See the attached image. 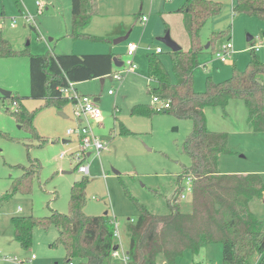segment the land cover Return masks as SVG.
I'll list each match as a JSON object with an SVG mask.
<instances>
[{
  "label": "rangeland",
  "instance_id": "374dc122",
  "mask_svg": "<svg viewBox=\"0 0 264 264\" xmlns=\"http://www.w3.org/2000/svg\"><path fill=\"white\" fill-rule=\"evenodd\" d=\"M36 2L42 3L41 12H38ZM220 3L221 12L207 20L201 29V39L205 44L211 32L223 33L213 48H204L197 56L198 64L193 70L196 92L205 90L208 78L217 83L229 78L233 67L244 69L251 57L252 47L258 41L263 44L255 53L264 62V21L246 13H235L229 4ZM130 17L136 21L134 14ZM69 29L70 0H0V30L14 49L27 46L31 54H44L48 50L67 51V43L84 44L66 36ZM128 31L124 41L113 43L117 37H106L94 45L106 51L113 49L117 58L125 60L126 44L129 41L137 44L138 50L133 56L136 68L123 74L120 81L106 76L103 82L97 78L74 85L78 93L98 98L96 104L102 115L93 133L106 147L99 155L91 149V154L83 161L88 166L87 174L78 172V165L72 159L78 149V139L73 133L66 134L67 129L77 127L72 102L67 101L59 108L53 104L45 105L42 99L26 98L23 101L29 110L37 109L33 125L46 140L38 146L39 141L20 128L14 117L4 109L12 111L15 108L9 97L1 96V90L22 96L29 94L28 56L0 57V264H66L63 248L50 246L58 234L54 226L45 230L34 227L31 246L23 249L13 237L11 217L45 216L51 209L66 213L70 186L82 175L88 177L84 213L100 215L107 211L108 217L116 220L124 248L128 245L126 226L130 218L136 219L138 205L157 215L168 213L167 199L177 188V175L190 163L189 157L181 150V144L190 131L191 123L164 112L131 113L135 105H151L152 96L146 88L148 82L152 85L155 82L146 76L147 54L151 52L146 50L148 45L150 49L157 46L165 48L159 57L171 81L175 82V76L167 46L157 37H151L146 30L142 32L139 22L132 21L121 36ZM248 36L252 39L248 40ZM227 40L232 43L231 60L223 63L217 59L215 52ZM108 90H113V93L108 94ZM204 113L208 129L227 135L229 153L220 156L219 170L230 174L258 173L264 182V132L253 131L246 122L243 101L231 99L224 109L207 106ZM122 127L130 132H122ZM26 146H29L30 156L41 163L39 176L33 179L29 194L8 195L11 180L22 172L15 166L28 164ZM61 153L62 157L59 156ZM190 186L188 178L182 180L180 192L186 196L185 199L180 198L183 206L189 204L187 188ZM263 197H241V200L249 212L262 221L264 228ZM32 254L35 259L28 261ZM71 262L78 264L80 260L73 259ZM112 262L120 264L118 258H113ZM176 262L222 264V246L219 243L205 245L196 255L185 250Z\"/></svg>",
  "mask_w": 264,
  "mask_h": 264
},
{
  "label": "trees",
  "instance_id": "16d2710c",
  "mask_svg": "<svg viewBox=\"0 0 264 264\" xmlns=\"http://www.w3.org/2000/svg\"><path fill=\"white\" fill-rule=\"evenodd\" d=\"M222 4L212 0H185L179 11L184 15V26L189 39L186 50L169 51L172 73L171 81L158 53L147 54V77L156 84L148 87V94L168 101L169 106L156 111L151 105L138 104L131 113L151 114L164 112L191 123L190 131L181 144V150L190 159L188 166L177 175V188L167 199L168 213L157 215L138 205V215L127 224L128 264H177L176 260L185 250L196 255L208 244L222 246V264H264V228L262 221L249 212L241 197L261 199L264 182L258 173H222L218 168L219 157L229 153L227 135L208 129L204 109L207 106L225 108L231 99L242 100L247 122L255 132H264V62L252 49L251 57L244 69L233 67L229 78L214 83L206 81L205 90L193 88V70L197 56L205 43L201 29L207 20L217 16ZM235 13H246L264 21V0H234ZM95 12V0H70V31L72 39L87 38L81 33ZM168 29H166V32ZM223 32H211L207 38L208 48H213ZM26 54L29 60V94H11L9 99L15 106L8 111L28 132L31 138L46 142L33 125L37 109L29 110L23 104L26 98L42 99L45 105L59 108L69 101L58 91L67 80L79 82L104 77L115 73L113 53L31 54L27 46L14 49L11 42L0 31V57ZM122 132L130 131L122 127ZM27 148L28 164H17L21 174L11 180L8 195L29 194L31 184L39 176L41 163L32 158ZM188 178L191 183L189 204L180 203L181 182ZM88 177L82 175L72 182L68 197V210L61 213L51 209L45 216L18 215L11 217L12 234L23 249L32 244L34 227L58 230L50 246H61L65 263L73 259L78 264H112L111 250L115 247L114 224L107 215H87L85 188Z\"/></svg>",
  "mask_w": 264,
  "mask_h": 264
},
{
  "label": "crops",
  "instance_id": "0c3cea01",
  "mask_svg": "<svg viewBox=\"0 0 264 264\" xmlns=\"http://www.w3.org/2000/svg\"><path fill=\"white\" fill-rule=\"evenodd\" d=\"M184 1L185 0H95V12H94L93 16L91 17V19L87 23V25H85L83 28L80 29V32L87 35L88 37L76 39V40H78L76 42L81 41V42H84V44L77 45V43L73 42V43H69L70 45H68V43H67V47H68L67 51H64V50H59L58 52L52 51V50L51 51L57 55L71 53V54H75L78 56H82L85 54H99V53H110V52L114 54L113 49H110V50L108 49L106 51L103 48L97 47L94 44L99 42V39H105L106 37H119V36H121L122 34H124L126 29H128V27L131 25L132 21H134V23L139 22L142 26V32H144L146 30L149 33V35H151V37H157V39L159 37L163 36L164 33H166V29H168L169 33L171 34V38L179 46H181L182 50L183 49L186 50L189 47V39H187L188 35H187L186 29L184 26V22H183V19H184L183 12L179 11V8L182 6ZM212 1H218V2L222 1V3H224L225 5L229 4L230 7L233 9V3H234L233 1L234 0H226V1H224V0H212ZM130 14H134L136 16V21L133 19V17H130ZM141 16H146V20L144 22L141 21ZM70 27H71V23H70ZM180 28H182L183 31H180ZM69 31H70V29H69ZM68 32H66V36H68L67 35ZM184 36H185V38H184ZM70 38H72V37H70ZM251 39L252 38L250 37L248 40H251ZM49 40H51V39H49ZM72 40H75V39H72ZM128 43H131V41H129ZM98 46H100V45H98ZM148 47H149V45L147 46L146 50L154 52V49H150V47L149 48ZM157 47H159V46H157ZM61 49H63V48H61ZM164 49L165 48H161L160 53H162V51ZM137 50H138V45H137V49H136L135 53L137 52ZM168 50H170V49H168ZM135 53H134V55H135ZM148 53H150V52H148ZM160 53H158V55ZM114 57H116L115 54H114ZM116 59L121 64L120 63L118 64V62H117L118 65H115L113 62V70L115 72L122 69L123 61H124V60H120L117 57H116ZM225 63H227V62H225ZM107 76H111V75H107ZM104 77H106V76H104ZM104 77H99L101 82H103ZM94 79H97V78H94ZM91 80H93V79H91ZM85 81H88V80H85ZM150 81H151V79H150ZM79 82H81V81H79ZM73 83L75 85V83H78V82H73ZM155 84L156 83H153V85H152L150 82H148L146 90L148 91V87L149 86L153 87V86H155ZM74 88L76 89L75 86H74ZM107 93H108V91H107ZM86 95H88V94H86ZM93 98L95 99V101L98 100L97 97H93ZM246 122H247V114H246ZM76 123H77L76 126H78L79 125L78 119H76ZM82 124H83V122H82ZM98 124H99V122H97L95 125H92V127L94 128ZM72 129H74V128H72ZM66 134L69 135L67 133V131H66ZM74 136L78 139V146H79V137L76 135H74ZM63 142H66V141L64 140ZM86 157H88V155ZM102 214L107 215V211H105ZM108 218H110V217H108ZM110 220L113 222V224L116 221L112 217L110 218ZM133 220L134 219L130 218L129 223L132 222ZM114 225H116V224H114ZM116 228H117V226H116ZM117 230L119 232L120 239H121V231L118 228H117ZM126 236H127V231H126ZM127 238H128V236H127ZM114 241H115V243H114V245H115L116 240L114 239ZM121 242H122V239H121ZM122 246H123V244H122ZM123 248H124V246H123ZM127 248H128V245H127ZM127 248H125L126 251H127ZM33 259H35V255L33 258L31 256L28 259V261H31ZM111 263L114 264L113 262H111Z\"/></svg>",
  "mask_w": 264,
  "mask_h": 264
},
{
  "label": "built area",
  "instance_id": "2783aa9c",
  "mask_svg": "<svg viewBox=\"0 0 264 264\" xmlns=\"http://www.w3.org/2000/svg\"><path fill=\"white\" fill-rule=\"evenodd\" d=\"M38 6V12H41L42 3L36 2ZM146 20V16H141V21L144 22ZM263 42L258 41L257 44L253 45L252 49L254 51H258ZM149 48V47H148ZM137 49V44L135 43H127L126 45V59L123 61V67L121 70L113 73L111 77L114 80L120 81L122 75L133 71L136 68V64L133 60L134 53ZM154 52L160 53L161 48L156 47ZM232 54V43L230 40H227L224 44H222L219 50H216L215 55L220 62H229ZM61 96L66 97L70 102H72L73 106V114L76 119L79 120V125L74 129H68V134H74L79 137V146L74 155L72 156L75 164L78 165L77 171L83 174L88 173V166L83 164L86 156L90 155L91 149L95 151L96 155H99V152L105 149L106 144L102 142L94 133L92 125H95L97 122H100L102 119L101 111L96 104L94 98L86 94H80L74 88V83L72 81L67 80V84L64 86H60L58 88ZM109 94L113 93V90H108ZM151 105L154 107L156 111H160L169 106L168 101L158 98L157 96L151 97ZM83 122V124H82ZM63 154H60L62 157ZM187 192L191 195V186L187 188ZM181 199H185L186 196L184 193L180 194ZM116 224V223H114ZM113 238L116 240L115 247L111 250V258H118L120 260V264H128L129 256L128 252L123 248L122 242L120 239L119 232L114 225L113 229ZM34 255H32V258ZM22 262V260L20 261ZM68 264H72V262H68Z\"/></svg>",
  "mask_w": 264,
  "mask_h": 264
},
{
  "label": "water",
  "instance_id": "95a60500",
  "mask_svg": "<svg viewBox=\"0 0 264 264\" xmlns=\"http://www.w3.org/2000/svg\"><path fill=\"white\" fill-rule=\"evenodd\" d=\"M128 34H129V31L125 35L117 37L116 39H114L113 43H119L121 41H124L125 39H127ZM249 38L250 37L248 36V39ZM158 40L161 41L165 46H167L171 51H177V50L181 49V47L169 36L168 32H166L163 36L159 37ZM208 45H209V43H206L204 45V48H208ZM113 62L115 65H118L120 63L117 61L116 57H113ZM117 62H118V64H117ZM1 95L4 97H9L11 95V92L7 91V90H1ZM60 114L63 115L62 113H60ZM62 172L64 173L66 171H62ZM263 199H264V197H263Z\"/></svg>",
  "mask_w": 264,
  "mask_h": 264
}]
</instances>
